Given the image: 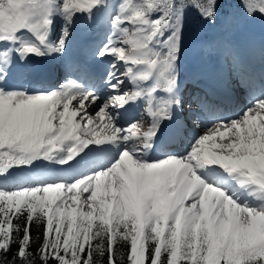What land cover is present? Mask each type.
Segmentation results:
<instances>
[{"label":"snow or ice","instance_id":"snow-or-ice-1","mask_svg":"<svg viewBox=\"0 0 264 264\" xmlns=\"http://www.w3.org/2000/svg\"><path fill=\"white\" fill-rule=\"evenodd\" d=\"M234 7L264 22V0ZM193 8L221 18L220 0H0V264H264V92L223 35L204 44L220 71L181 76ZM81 21L106 28L95 71L36 86ZM233 75L252 99L227 119L209 96Z\"/></svg>","mask_w":264,"mask_h":264},{"label":"bare ground","instance_id":"bare-ground-1","mask_svg":"<svg viewBox=\"0 0 264 264\" xmlns=\"http://www.w3.org/2000/svg\"><path fill=\"white\" fill-rule=\"evenodd\" d=\"M100 25H97L96 27H98ZM94 27V28H96ZM89 29L88 26L81 21L80 24L78 25L75 33H74V39L73 42L68 50V52L64 55L65 56V60L63 61L62 58L64 56H54V57H49V58H43L42 62H40V66L34 65L35 68V72L33 75V82L34 84H36V86L38 87H44V88H51L54 85L57 84V77H56V73H53V70L55 68H57L58 66H60L59 62L63 61V64H67L69 65H75L77 63V61H79L74 67V70H69L67 69L66 72H68L69 76L73 77L74 76H82V72L79 70V68H77L76 66H83V63L86 62V57L90 54L87 50V48L90 51H94L95 49V45L98 44V40H96V38H91L92 36H95L96 34H98V36L105 35L106 33V28L103 26H100V30L96 31L93 33V29ZM90 39L92 41H90ZM212 40V39H211ZM215 41V40H213ZM237 48H239L242 53H243V57H244V62L245 64H250L251 68L249 70V72L251 73L252 77H253V86H255V84H257L259 82V77L260 76H264V36H260V35H251V33H249L248 31L244 30L242 32V37L238 40V44L236 45ZM185 67L187 66L188 62H186L185 60ZM210 65L206 66L207 63H202V65H195V67H199L201 66V68H197V72L196 73H207V74H213L217 71H220L222 68V62H220L213 54H212V59L210 58ZM193 67H189V68H184L185 72L184 75H182L183 78H185L187 80L188 77H190V75L195 72L194 70L191 72V69ZM123 70V69H122ZM44 75V80H38L40 76ZM188 76V77H187ZM43 82L41 84V82ZM86 82V81H84ZM243 88L245 91H248V87L247 85L243 84ZM132 86L130 84H128V88H131ZM256 94L258 95L259 93H257L258 87L254 88ZM218 94L220 95V97H224L223 94L219 91H217ZM260 92V91H259ZM262 93V92H261ZM260 93V94H261ZM245 94V96H244ZM185 95H187V93H185ZM231 97H233V104H226L222 101H220L217 98H214L213 95L209 96L210 100H215L218 103V110L219 113L222 115L223 111L228 108V107H232L235 105H240V107H246L251 101H247L246 98L251 97L249 91L245 92V93H240V92H232L231 93ZM247 101V102H246ZM245 102V103H244ZM141 104H143V102H141ZM238 110V109H237ZM200 111V109H199ZM242 111V109H241ZM238 111H236V113L230 115V118H232V116H235L237 114ZM224 118L225 116L222 115ZM146 115L143 116L142 118V122L144 123L145 127L150 123L146 122L145 119ZM201 118L202 121L204 123H208V119H207V113H201ZM229 118V119H230ZM144 119V120H143ZM151 122V121H150ZM191 126V125H190ZM210 126V124H209ZM188 129V127L184 128L183 130ZM174 132L175 135V147L178 149V147L180 146L181 148L179 150H182L183 146L187 145V143L192 139V137L195 135V133L197 131H200L203 133L204 128L203 126H201V128L197 129L196 131H192L193 133L190 132V134H188V136H178L179 134H181L180 130H170Z\"/></svg>","mask_w":264,"mask_h":264},{"label":"rangeland","instance_id":"rangeland-1","mask_svg":"<svg viewBox=\"0 0 264 264\" xmlns=\"http://www.w3.org/2000/svg\"><path fill=\"white\" fill-rule=\"evenodd\" d=\"M232 15L227 17L228 19L226 20L225 19L226 17L221 14V18L218 20L217 25L215 27H212L209 25H208V27H205V25L202 23V24H200L199 27H196V28H194V25L192 23V18L189 15L188 24H187L188 39H187V42L185 45V49H184V53H183V59H182V60L186 59V62H188V64L185 67L184 65L186 63H185V61H182L181 73L185 72L184 68H189V67H193L191 69V72L193 70L195 72H197L198 71L197 68L198 69L201 68V66L195 67V64H197V63L200 64L201 62H203V63H207L206 66L210 65L209 60H210V58L212 59V54L210 53V51L205 49L204 44L210 43L222 35L225 36L235 46L238 44V40L242 37V32L244 30L251 33V35H260L262 37L264 36V22H262L260 20H257L253 23H250V24L249 23L233 22L231 20ZM98 30H100V26L94 28L93 32H96ZM105 39H106V37H105ZM105 39H103V41ZM87 50L89 53L93 52V51H90L88 48H87ZM62 60L63 61L65 60V56L63 57ZM121 71H123V70H121ZM244 108L245 107L243 106V107L239 108L238 110L235 109L234 112L236 113V111H238L237 114L235 116H232V118H230L229 116H227L226 118L227 119L238 118L242 114L241 109L243 110ZM139 111H142V108L139 109ZM196 111L198 113L200 112L198 108L196 109ZM145 119H146L147 123L148 122L151 123L150 118L147 119L145 117ZM148 126H150V125L148 124L146 127H148ZM196 130L197 129L194 130L193 127L191 126L184 133H187V134L189 132L193 133L192 131H196ZM182 131H184V130H180L181 133H182ZM182 136H184V134Z\"/></svg>","mask_w":264,"mask_h":264},{"label":"trees","instance_id":"trees-1","mask_svg":"<svg viewBox=\"0 0 264 264\" xmlns=\"http://www.w3.org/2000/svg\"><path fill=\"white\" fill-rule=\"evenodd\" d=\"M221 3V14L225 17H229L234 13H238L239 10L235 8L234 6L238 3V0H220ZM190 16L192 18V23L194 25V28L199 27L200 24H202L199 20H197L198 13L196 12V9L190 10ZM205 27H208V24H204ZM32 237L35 241V244L38 245L40 243V240L37 238H42V229L37 228L35 225L32 226L31 229ZM35 250V249H33ZM15 251V249L13 250ZM122 251L125 253V264H127L126 254H127V248L125 247L122 249Z\"/></svg>","mask_w":264,"mask_h":264}]
</instances>
